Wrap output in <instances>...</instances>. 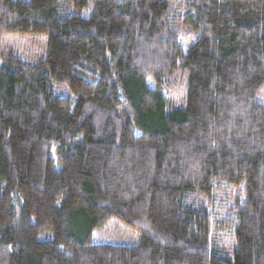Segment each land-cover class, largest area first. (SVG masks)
<instances>
[{
  "label": "trees",
  "instance_id": "trees-1",
  "mask_svg": "<svg viewBox=\"0 0 264 264\" xmlns=\"http://www.w3.org/2000/svg\"><path fill=\"white\" fill-rule=\"evenodd\" d=\"M10 33L47 45L0 56V264H264V0H0Z\"/></svg>",
  "mask_w": 264,
  "mask_h": 264
},
{
  "label": "rangeland",
  "instance_id": "rangeland-1",
  "mask_svg": "<svg viewBox=\"0 0 264 264\" xmlns=\"http://www.w3.org/2000/svg\"><path fill=\"white\" fill-rule=\"evenodd\" d=\"M189 41V40H188ZM3 47L0 53L2 58L14 57L24 62L36 64L45 58L47 35L45 34H6L3 36ZM191 42H189L190 44ZM187 45V42H184ZM149 85L153 88V80L149 79ZM66 91L65 94H68ZM173 100L174 106H181L185 95L184 77L180 79L175 90L168 93ZM264 103V92L261 98ZM241 195V188H234L230 192V199L235 195ZM139 233L116 219H111L104 227L93 233L94 245L129 246L139 242ZM213 240L220 247L231 250L233 244L232 234L228 227L217 230Z\"/></svg>",
  "mask_w": 264,
  "mask_h": 264
}]
</instances>
